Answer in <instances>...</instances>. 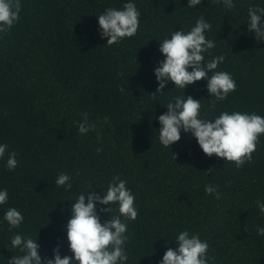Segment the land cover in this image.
I'll use <instances>...</instances> for the list:
<instances>
[{
  "label": "trees",
  "instance_id": "16d2710c",
  "mask_svg": "<svg viewBox=\"0 0 264 264\" xmlns=\"http://www.w3.org/2000/svg\"><path fill=\"white\" fill-rule=\"evenodd\" d=\"M127 2L141 13L138 32L107 46L97 17ZM188 2L21 0L19 22L9 34L0 33V144L8 145L0 159V190L9 194L0 205V264L20 255L9 250L16 233L37 240L42 259L53 258L58 245L62 257L72 256L66 230L72 203L89 184L102 195L116 175L127 181L139 213L128 222L127 264H160L184 230L208 242L215 258L209 264H264V236L256 231L264 227L256 206L264 202V134L252 162L240 169L208 157L183 131L172 148L158 134L166 104L182 95L202 103V118L223 111L264 117V41L247 25L249 6L264 8V0H233L230 10L222 0H202L195 8ZM201 14L211 24L206 38L215 42L204 62L225 56L217 70L230 73L237 85L214 110L206 81L185 90L169 81L159 95L154 73L164 59L159 41L190 31ZM83 113L96 123L86 135L78 131ZM12 151L19 163L9 171ZM210 168L215 172L207 174ZM61 172L71 177L70 191L56 185ZM208 185L217 187L220 199L205 194ZM10 207L24 216L11 231L4 219ZM98 214L102 222L110 219Z\"/></svg>",
  "mask_w": 264,
  "mask_h": 264
},
{
  "label": "clouds",
  "instance_id": "9594fccd",
  "mask_svg": "<svg viewBox=\"0 0 264 264\" xmlns=\"http://www.w3.org/2000/svg\"><path fill=\"white\" fill-rule=\"evenodd\" d=\"M222 2L229 10L236 6L233 0ZM201 4L202 0H189L188 8ZM21 11V0H0V33L9 34L19 22ZM140 15L133 2L123 4L122 9L107 8L97 17L101 38L107 40V46H112L124 38L133 37L140 27ZM248 17V31L255 34L257 41H264V8L249 6ZM210 30L211 24L201 14L190 31H174L170 38L159 41V51L164 56L154 69L159 95L164 93L169 81L182 90L196 82L206 81L207 91L215 98L210 106L214 110L217 101L226 100L230 93L236 91L237 85L232 75L227 71L217 70L225 61V56H216L207 63L204 62V54L215 47V42L205 35ZM120 91L123 92L124 89L121 88ZM151 96L157 97L156 94ZM166 107L167 112L158 118L161 125L159 142L164 147L172 148V145L181 140L183 131L194 137L203 153L210 158L215 156L225 162H234L237 169L252 162V154L256 152L260 142L259 137L264 134V117L256 113L223 111L213 119L202 118V103L185 95L176 96ZM82 115V122L78 124L79 133L86 135L95 131L96 123H89L87 113ZM103 122L108 123V118L105 117ZM7 149V144H0V159L5 157ZM96 151L100 153L102 149L97 148ZM7 156L6 167L9 171H14L19 163L17 153L8 152ZM213 172L215 169L210 168L206 173ZM56 185L70 191L71 177L64 172L59 173ZM126 185L127 181L116 175L102 195L89 184L88 191L79 194L74 200L70 209L71 216L66 224L72 256L62 257L58 245L53 250V258L42 259L38 241L16 233L11 239L9 250L18 249L20 255L15 254L7 264H127L129 257L126 245L130 241L128 222L135 221L139 213L135 205L136 197ZM205 194H215L220 199L217 187L212 185L205 187ZM8 196L7 189L0 190V205L8 202ZM98 204L108 207L98 209ZM114 204L118 206L116 210L112 207ZM256 206L264 214V202L258 200ZM98 212L110 214V219L102 222ZM4 219L10 226L9 231L20 228L24 222L23 214L15 207L6 210ZM256 231L258 235L264 236V227H258ZM175 244V248H167L160 264H209L215 259L208 255L210 246L206 240L201 239L199 233L181 231Z\"/></svg>",
  "mask_w": 264,
  "mask_h": 264
}]
</instances>
